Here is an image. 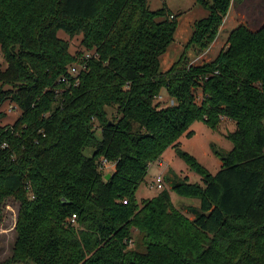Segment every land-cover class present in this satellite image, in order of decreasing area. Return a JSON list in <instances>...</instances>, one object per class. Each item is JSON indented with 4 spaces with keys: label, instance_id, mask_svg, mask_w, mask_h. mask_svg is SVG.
<instances>
[{
    "label": "trees",
    "instance_id": "16d2710c",
    "mask_svg": "<svg viewBox=\"0 0 264 264\" xmlns=\"http://www.w3.org/2000/svg\"><path fill=\"white\" fill-rule=\"evenodd\" d=\"M148 1L0 0V206L20 201L11 261L264 264V24L238 25L195 65L188 50L206 53L233 1L196 0L208 15L161 71L179 15ZM59 31L81 37V50L71 54ZM72 66L84 68L77 83ZM162 90L172 105L155 103ZM7 102L21 115L2 126ZM223 120L235 130L216 174L178 150L203 181L171 186L199 201L191 220L166 189L137 202L149 166L193 123Z\"/></svg>",
    "mask_w": 264,
    "mask_h": 264
},
{
    "label": "rangeland",
    "instance_id": "374dc122",
    "mask_svg": "<svg viewBox=\"0 0 264 264\" xmlns=\"http://www.w3.org/2000/svg\"><path fill=\"white\" fill-rule=\"evenodd\" d=\"M150 10L161 9L165 4L173 15L178 16V26L174 35V42L168 48L165 55L162 57L161 71L167 70L173 63H175L181 54L184 53V47L191 36L193 23L208 15V12L200 7L196 0H149ZM264 24V0H233L229 9V13L225 18L220 28V34L214 48L207 50L205 55L199 58H193V52L188 50V56L193 64H201L213 60L224 46L230 31L238 25H245L251 31H256ZM57 37L66 40L70 44L69 51L74 54L81 50V37L71 39L63 31L57 32ZM71 39V40H70ZM211 48V47H210ZM0 63L2 68L5 64L2 60V53L0 51ZM197 100L200 102V95L197 94ZM170 99L162 90V94L156 99L160 107L170 104ZM1 111L5 114L1 122L2 126L13 125L20 117L21 111L13 103H5ZM235 130L233 123L223 120L218 130H211L202 122L193 123L187 134L182 135L176 147L167 148L159 161L152 163L147 172L145 181L141 184L136 192L137 202L144 199L155 197L161 190L169 191L174 207L192 219L188 213L189 208H198L199 201L196 199L182 198L171 191V186L176 181H181L184 178L188 179L190 184H198L203 186L201 176L194 172L192 168L178 155V150L185 152L193 157L196 162L206 169L210 174H216L222 165L221 157L226 156L232 150V144L226 138L228 133ZM99 136V134H98ZM91 149L85 150V155L90 156ZM159 163H161L159 165ZM105 176L111 174L113 171L112 165L105 164L103 168ZM162 176V189L158 190L156 187L150 188V185H155V179ZM3 205L0 206V264H32L27 262L11 261L14 243L16 239L15 226L17 216L20 208V201L15 196L11 195L3 200Z\"/></svg>",
    "mask_w": 264,
    "mask_h": 264
},
{
    "label": "built area",
    "instance_id": "2783aa9c",
    "mask_svg": "<svg viewBox=\"0 0 264 264\" xmlns=\"http://www.w3.org/2000/svg\"><path fill=\"white\" fill-rule=\"evenodd\" d=\"M172 18V17H171ZM86 58H90V55L89 54H87L86 55ZM84 70V68H80V67H75V66H72L71 68H70V70H69V73H70V75L72 76V77H74V78H76L77 76H78V73H79V71L80 70ZM64 81V80H63ZM76 83L78 82V79L76 78V81H75ZM173 104V101H170V105H172ZM161 163H159V165H160ZM162 181H163V178H162V176H158V177H156V179H155V185H150V188H152V187H156V189H158V190H161L162 189ZM124 204H126V201H124L123 202ZM76 220V217L73 215L72 216V218H71V222H74Z\"/></svg>",
    "mask_w": 264,
    "mask_h": 264
},
{
    "label": "crops",
    "instance_id": "0c3cea01",
    "mask_svg": "<svg viewBox=\"0 0 264 264\" xmlns=\"http://www.w3.org/2000/svg\"><path fill=\"white\" fill-rule=\"evenodd\" d=\"M172 14H173V13H172ZM174 15H175V14H174ZM222 28H223V27L221 26V31H222ZM219 31H220V30H219ZM221 31H220V32H221ZM220 32H219V34H220ZM218 37H219V35H218ZM218 37H217V39H218ZM217 39H216V40H217ZM188 40H189V39H188ZM216 40H215V41L213 42V44L210 46L211 48L209 47L208 51L214 48V45H215V43H216ZM185 42H187V41H185ZM223 42H225V40H223ZM222 47H223V44H222ZM221 49H222V48H221ZM208 51H206V53H207ZM206 53H204L203 55H205ZM161 62H162V61H161Z\"/></svg>",
    "mask_w": 264,
    "mask_h": 264
},
{
    "label": "water",
    "instance_id": "95a60500",
    "mask_svg": "<svg viewBox=\"0 0 264 264\" xmlns=\"http://www.w3.org/2000/svg\"><path fill=\"white\" fill-rule=\"evenodd\" d=\"M111 177V174H107L106 176H105V180H109V178ZM64 201V200H63Z\"/></svg>",
    "mask_w": 264,
    "mask_h": 264
}]
</instances>
